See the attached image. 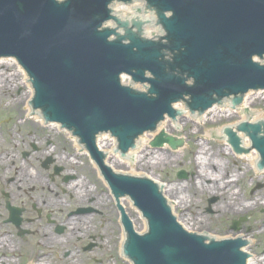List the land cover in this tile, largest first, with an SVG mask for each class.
<instances>
[{
    "label": "water",
    "instance_id": "water-1",
    "mask_svg": "<svg viewBox=\"0 0 264 264\" xmlns=\"http://www.w3.org/2000/svg\"><path fill=\"white\" fill-rule=\"evenodd\" d=\"M132 1L0 0V57L16 58L33 85V108L72 129L100 168L126 231L125 257L134 264H245L247 242L236 237L244 236L255 256L248 264H264V64L252 60L264 57V0H144L164 31L157 41L142 36L145 21L122 20L108 6ZM134 8L116 7L125 15ZM108 20L115 27L104 26ZM145 31L159 28L150 23ZM122 73L145 90L123 85ZM249 90L258 93L243 99ZM226 98L235 111L227 102L210 109ZM178 102L200 115L184 103L176 109ZM162 121L151 141L142 135ZM237 123L250 139L227 126ZM99 133L116 139L121 156L143 136L124 159L111 153L113 139L98 144L127 174L105 163ZM225 138L236 153L249 152L235 154ZM251 140L259 154L246 149ZM146 176L165 185L164 196ZM125 195L141 213L124 201L133 223L120 204Z\"/></svg>",
    "mask_w": 264,
    "mask_h": 264
},
{
    "label": "flooded vegetation",
    "instance_id": "flooded-vegetation-1",
    "mask_svg": "<svg viewBox=\"0 0 264 264\" xmlns=\"http://www.w3.org/2000/svg\"><path fill=\"white\" fill-rule=\"evenodd\" d=\"M0 148V264H107L120 254L115 198L59 125Z\"/></svg>",
    "mask_w": 264,
    "mask_h": 264
},
{
    "label": "rangeland",
    "instance_id": "rangeland-1",
    "mask_svg": "<svg viewBox=\"0 0 264 264\" xmlns=\"http://www.w3.org/2000/svg\"><path fill=\"white\" fill-rule=\"evenodd\" d=\"M21 70L14 59L0 62V83L2 78L4 79V83L0 86V148L7 146L6 140L12 141L18 130L24 132L27 129L38 128L39 131H43L40 129L41 124L36 122L34 124L27 115L28 98L26 96L32 85L25 81ZM107 264H130V262L124 260L120 254H115L111 256Z\"/></svg>",
    "mask_w": 264,
    "mask_h": 264
},
{
    "label": "bare ground",
    "instance_id": "bare-ground-1",
    "mask_svg": "<svg viewBox=\"0 0 264 264\" xmlns=\"http://www.w3.org/2000/svg\"><path fill=\"white\" fill-rule=\"evenodd\" d=\"M2 61V60H1ZM0 61V62H1ZM22 71V70H21ZM21 74H23V76H25V81H27L26 80V74L22 71V73ZM24 78V77H23ZM4 83V79L2 78V81H1V83H0V86H1V84H3ZM30 90H29V93H28V95L26 96L28 99L32 96L31 94H32V89L31 88H29ZM26 111H27V113L28 114H31L32 112H33V109H32V107L31 106H29V105H26ZM38 117L37 118H35V120H33V118H32V122L35 124V122L36 123H40V124H42L43 123V120L41 119V116L38 114L37 115ZM41 119V120H40Z\"/></svg>",
    "mask_w": 264,
    "mask_h": 264
}]
</instances>
